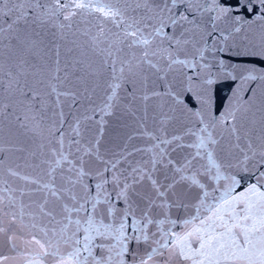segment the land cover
I'll return each instance as SVG.
<instances>
[{
    "label": "snow or ice",
    "instance_id": "1",
    "mask_svg": "<svg viewBox=\"0 0 264 264\" xmlns=\"http://www.w3.org/2000/svg\"><path fill=\"white\" fill-rule=\"evenodd\" d=\"M0 264H264V0H0Z\"/></svg>",
    "mask_w": 264,
    "mask_h": 264
}]
</instances>
